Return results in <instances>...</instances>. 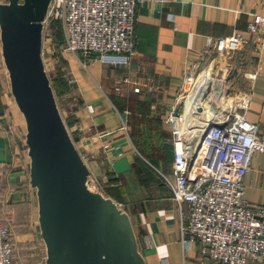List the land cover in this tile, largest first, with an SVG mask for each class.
Returning <instances> with one entry per match:
<instances>
[{
	"label": "crops",
	"instance_id": "1",
	"mask_svg": "<svg viewBox=\"0 0 264 264\" xmlns=\"http://www.w3.org/2000/svg\"><path fill=\"white\" fill-rule=\"evenodd\" d=\"M256 12L264 13V0H146L136 7L137 53L130 62L114 64L96 59L84 67L73 53L60 52L63 69L74 78L71 88L75 101L67 112L66 124L89 165L91 179L105 185L109 178L119 181L126 172L134 170L140 158L132 128L138 122L145 129L156 123V128L170 132L162 141L164 159H153V166L159 174H172V134L165 117L173 106L185 100L180 89L192 64L211 51L216 52L213 45L207 44L208 36L215 38L236 31L252 39L241 48L246 60L245 73L250 76L243 95L246 100L238 109L258 124L259 131H264V51L258 50L257 35L247 29ZM126 76L129 81L124 80ZM203 76H209L205 91L212 84L216 88L212 97L228 112L240 105L233 99L231 103L225 101L210 67ZM134 85L139 90H134ZM204 92L200 93L201 99ZM1 95L0 162L6 165L10 181H22L26 167L4 116L3 90ZM210 107L215 106L209 102L208 109L204 107L198 113ZM218 111L215 118L225 114ZM122 119L126 120L129 132L120 128ZM150 177L145 186L138 187L139 195L131 201L135 232L146 264H213L201 255L198 240H191L187 246L182 244L180 226L186 217H182L162 176ZM22 189L19 186L13 192L21 207H26L31 225L29 190L26 197ZM244 196L264 205V149L252 154L244 176ZM246 264H264V258L249 259Z\"/></svg>",
	"mask_w": 264,
	"mask_h": 264
},
{
	"label": "built area",
	"instance_id": "2",
	"mask_svg": "<svg viewBox=\"0 0 264 264\" xmlns=\"http://www.w3.org/2000/svg\"><path fill=\"white\" fill-rule=\"evenodd\" d=\"M144 1L51 0L44 22L60 20V49L73 53L84 67L96 59L128 63L137 53L136 7ZM247 29L257 35L258 50L264 51V13H254ZM251 40L234 31L208 36L207 44L218 52L232 51ZM199 64L194 62L187 73L192 74ZM65 77L73 82L69 72ZM186 81L190 82L185 75ZM245 100L246 96L239 106ZM184 110L180 101L165 117L172 134V174L160 171L182 217H186L180 226L182 244L198 240L201 255L213 264H246L249 259L264 258V205L244 196V176L253 152L264 149V131L235 108L223 118H214L220 125L207 129L196 150L197 128H183ZM120 128L128 131L125 119ZM13 255L9 229L0 222V264H20Z\"/></svg>",
	"mask_w": 264,
	"mask_h": 264
},
{
	"label": "water",
	"instance_id": "3",
	"mask_svg": "<svg viewBox=\"0 0 264 264\" xmlns=\"http://www.w3.org/2000/svg\"><path fill=\"white\" fill-rule=\"evenodd\" d=\"M50 2L0 0L4 116L26 167L31 226L43 243V263L146 264L130 214L92 183L59 110L42 57ZM212 125L220 123L211 118L203 125L196 150Z\"/></svg>",
	"mask_w": 264,
	"mask_h": 264
},
{
	"label": "rangeland",
	"instance_id": "4",
	"mask_svg": "<svg viewBox=\"0 0 264 264\" xmlns=\"http://www.w3.org/2000/svg\"><path fill=\"white\" fill-rule=\"evenodd\" d=\"M62 35L60 20L47 19V21L44 22L42 57L59 110L66 121V117H68L67 112L69 108H72L75 97L72 92L71 84L66 80L65 70L63 69L64 64L60 53L63 51L59 47L62 41ZM199 61L200 64L196 66L192 72L194 81L199 80L210 67L212 76L218 80V85L221 86L220 90H222V93L226 96L224 98L226 102L231 103L232 99L236 96L245 95L249 76L245 73L247 70L246 60L244 51H242L241 48L232 51H211V54H207V56ZM188 74L189 73H187L186 76ZM189 83V81L184 82V85L180 89L181 93L184 92V89L186 90ZM7 88L6 70L2 64L0 55V98L2 97V90L4 91ZM215 89L216 88L212 84H209L207 90L203 94L204 97H208V101L213 104L217 110L228 114V110L223 107L218 100L212 97V92ZM239 107L238 105L236 108ZM132 130L134 131V135H136V139L132 137L137 147V155L140 158L136 167H141V174L137 173L135 167L134 170L126 172L124 177H120V180L118 179L119 181L109 178L106 180L107 183L105 185L97 184L93 179H91V181L95 184L96 188L103 193L115 197L118 203L128 211L134 225L135 211L131 201L139 195L140 191L138 187L141 185L145 186L149 182L151 178L150 175L153 177L155 174L161 176L153 166V159H164L162 141L166 136L167 138L169 137L170 132L167 131L168 133L166 134L159 126L156 128V123H154L153 127L145 129L144 126H140L139 122L137 124L135 123ZM12 140L13 144L18 148L14 137H12ZM143 164L146 166L147 171L143 168ZM7 172L8 169L6 165L0 162V222L9 229L14 247V260L20 264H44V248L38 230L36 227H31L29 213L26 207H21L19 199L13 192L16 188L22 186L24 196H28L27 172L25 171V176L21 179L22 181H10L7 177Z\"/></svg>",
	"mask_w": 264,
	"mask_h": 264
},
{
	"label": "bare ground",
	"instance_id": "5",
	"mask_svg": "<svg viewBox=\"0 0 264 264\" xmlns=\"http://www.w3.org/2000/svg\"><path fill=\"white\" fill-rule=\"evenodd\" d=\"M187 77L190 80L189 85L190 84L191 85L193 84V86H192V88L188 92L185 90L184 93H183V95H182L183 99H185V98L188 99V100L187 99L183 100V103L185 104V110H184V113H183V115L185 116V122H184L183 128H187L190 125H194L197 128L196 141L198 143V137H199V135H200V133L202 131L203 125L208 120H210L211 118L214 119L215 118L214 115H218L217 113L219 111L216 110L213 107H210V110H206L205 109L204 112L198 113V112L203 111L204 107L207 108V109L209 107V101H208V99L205 98V100H203L204 97L201 99V96H200V93H203L205 91V89H206L205 84L207 83V85H208L207 78L209 76L208 77L207 76H203V82L199 86H198V82L200 83V79L194 81V79H193L194 76L192 74L191 75L188 74ZM243 99H244L243 95H241V96L239 95V96H236L233 100L236 101L237 103H239L241 105L242 102H243ZM200 102L203 104V105L200 104L201 107H202V109L201 110L193 109L194 104H196V103L198 104ZM224 115L226 116V113L223 114V116L221 118H223Z\"/></svg>",
	"mask_w": 264,
	"mask_h": 264
},
{
	"label": "trees",
	"instance_id": "6",
	"mask_svg": "<svg viewBox=\"0 0 264 264\" xmlns=\"http://www.w3.org/2000/svg\"><path fill=\"white\" fill-rule=\"evenodd\" d=\"M62 39V38H61ZM63 59V58H62ZM63 64H64V60H63ZM66 123H67V120L65 121ZM165 147H166V151L168 150V143L166 142L165 143ZM173 149V148H172ZM144 165V164H143ZM144 169H145V171H147L146 169V166L144 165V167H143ZM136 169V171H137V173H139V174H141V167H136L135 168ZM115 198V197H114Z\"/></svg>",
	"mask_w": 264,
	"mask_h": 264
}]
</instances>
